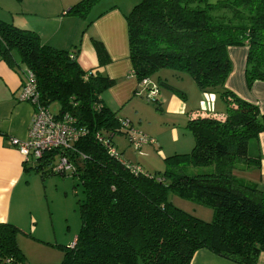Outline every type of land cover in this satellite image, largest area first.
<instances>
[{"label": "trees", "instance_id": "obj_1", "mask_svg": "<svg viewBox=\"0 0 264 264\" xmlns=\"http://www.w3.org/2000/svg\"><path fill=\"white\" fill-rule=\"evenodd\" d=\"M100 1L79 0L67 13L86 18ZM125 19L131 74L138 83L163 68L185 72L201 92L218 94L225 107L223 117L200 114L188 120L191 150L166 156L164 170L154 174L130 171L113 145V137L126 132L123 119L102 103V93L114 84L99 70L109 61L102 42L91 38L99 64L84 71L76 48H55L35 31L0 19V61L31 71L42 103L57 102L56 116L68 113L82 133L69 148L53 149L33 167L25 166L42 178L66 176L52 169L64 155L82 188L81 225L59 264H190L200 248L237 264H256L264 252V191L240 182L233 170L255 160L258 165L250 145L264 131V114L225 82L232 69L228 47L244 45L246 86L264 81V0H140ZM108 147L115 148L118 159ZM195 166L213 169L189 174ZM170 193L208 206L212 219L206 222L176 207ZM18 232L0 222V264H28Z\"/></svg>", "mask_w": 264, "mask_h": 264}, {"label": "crops", "instance_id": "obj_2", "mask_svg": "<svg viewBox=\"0 0 264 264\" xmlns=\"http://www.w3.org/2000/svg\"><path fill=\"white\" fill-rule=\"evenodd\" d=\"M78 1L21 0L22 9L20 11L10 14V16L0 14V19L19 28L35 31L42 43L55 48L65 50L76 48L78 50L77 62L84 71L94 70L98 67V58L91 41L92 37L98 38L109 57V61L101 65L99 70L114 80V84L102 93V103L115 112L118 118L127 119L134 128L132 119L137 117L141 123L143 118V113L139 109L142 92L140 84L131 74L125 15L140 0H102L100 4L105 5V8L90 18V13L86 18L67 13L69 8ZM89 20H92V23L85 29ZM246 54L247 47L245 45L228 47L232 69L226 79L225 86L241 99L257 105L259 112L264 114V81L256 80L250 87L246 86L244 73ZM18 69L16 66L10 67L4 61H0V222H9L18 229L21 227L24 233L34 234L37 231L47 230L45 222L47 215L42 207L38 212L30 207L28 189L35 173L25 170V166L28 164H24L22 155L11 143V138L26 139L33 118L31 104L19 99L24 80V68H21L20 71ZM165 75L157 76L155 83L162 85L158 81L159 79L164 80L166 84L162 86L177 89L176 92L183 96V99L163 92L159 96L160 100L159 97L157 98L156 104L166 103L168 102L167 98L170 97L167 113L185 116L183 120L174 116L165 119V124L173 130V136L178 139L180 132L176 129L181 130L184 135L187 132V121L200 114L204 116L206 113L199 114L193 111V108L186 103L187 95L185 97L183 88L169 81L167 73ZM172 75L174 77V74ZM150 81L154 83L151 79ZM196 90L200 94L202 93L198 88ZM183 100L186 102L184 103ZM192 102L197 103L198 101L192 98ZM148 135L151 138L155 136V134ZM178 149L174 147V150H168V154L164 153L163 157L184 152ZM161 151L160 154H162ZM250 154L259 160L258 165H253L256 160L249 166L240 165L233 170V174L240 182L255 184L258 189L264 191V131L258 134L257 143H251ZM22 224L26 225L25 228ZM20 238L22 240L23 237L18 236V240ZM72 239H70L71 242L74 240ZM190 264L237 263L220 257L205 248H200L194 253ZM256 264H264V252L258 255Z\"/></svg>", "mask_w": 264, "mask_h": 264}, {"label": "rangeland", "instance_id": "obj_3", "mask_svg": "<svg viewBox=\"0 0 264 264\" xmlns=\"http://www.w3.org/2000/svg\"><path fill=\"white\" fill-rule=\"evenodd\" d=\"M208 1L213 3L217 0ZM104 8L105 5L100 4V2L97 3L92 8L89 18L95 16ZM21 9V0H0V14L4 16H10V14L18 12ZM13 57H15L16 63H19L18 56L14 54ZM18 70L20 71V69ZM166 73L169 81L183 88L185 97L187 95V102L183 101L189 104L191 108H193V111L199 114L206 113L205 115L208 116L210 114L217 117L224 115L225 107L220 96L216 93L202 92L200 94L196 90L197 87L188 73L175 72L163 68L153 74L150 79L155 83L157 81V76L160 74L165 75ZM172 74H174V77ZM158 89V97L165 92L183 99V96L179 95L173 88L158 84ZM141 97L139 109L143 113V118L141 123H139L137 117L132 119L134 128L138 133L148 137V134H155V136L152 137V139L155 137L154 143H151L152 145L146 143L139 149H136L124 133H117L113 137V145L126 159L133 163L138 162L142 166L144 172L154 174L164 170L163 158L166 156L163 157V154H168V150H174V147H177L179 148L178 150L184 151L182 153L189 152L193 146V135L189 130H187L186 133L184 132L185 134L183 135L181 130L176 129L180 132L178 134V139H176L172 134L173 130L165 124V119L171 116L179 120H183L185 117L183 114L174 115L167 113V109L170 106V97L167 98L168 102L161 105L156 104L154 101L147 102L143 96ZM192 98H195L198 102L193 103ZM48 110L50 113L56 115L59 112V104L57 102L49 103ZM160 151L162 154H160ZM34 163L35 161L33 162V160L27 163L28 167H33ZM212 169V166H195L189 167L187 172L189 174H195L209 172L212 171ZM32 172L35 173V176H33L31 185L28 189V195L31 201L30 207L34 208L37 212L39 208L42 207L44 213L47 215L45 218L47 230L29 234L24 233L20 227L17 235V242L28 264H59L63 259L64 247H69L70 244H72L75 240V235L79 231L81 222L78 206L81 200H83L84 194L82 188L76 186V180L70 173H67L66 176L54 174L42 178L39 173ZM168 200L176 207L203 221L209 222L212 219V210L206 205L182 199L171 193L168 195ZM22 226L25 228L26 225L22 224ZM18 236L23 237L22 240L21 238L18 240ZM71 238L74 239H72V242L70 241Z\"/></svg>", "mask_w": 264, "mask_h": 264}, {"label": "built area", "instance_id": "obj_4", "mask_svg": "<svg viewBox=\"0 0 264 264\" xmlns=\"http://www.w3.org/2000/svg\"><path fill=\"white\" fill-rule=\"evenodd\" d=\"M24 76L25 79L22 83L19 99L31 104L33 118L26 139L11 138V143L22 155L23 162L27 164L32 160L33 162L36 161L53 149L69 148L82 133L75 128L74 119L68 113L58 117L49 112L48 106L40 100L34 75L31 71L24 70ZM139 84L144 99L147 102H155L159 92L157 84L152 83L148 78L142 79ZM121 123L123 130L126 132V137L136 149H139L143 144L154 143V139L151 137L138 133L128 120L123 119ZM108 153L118 159L115 148L108 147ZM119 160L133 173H143L142 168L138 164L125 163L122 159ZM52 169L57 173H71L74 170L73 165L64 155L57 157Z\"/></svg>", "mask_w": 264, "mask_h": 264}]
</instances>
